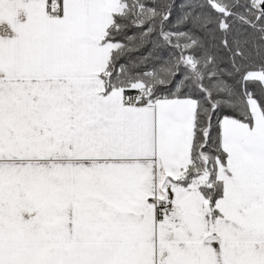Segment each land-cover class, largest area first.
Segmentation results:
<instances>
[{"label":"snow or ice","instance_id":"1","mask_svg":"<svg viewBox=\"0 0 264 264\" xmlns=\"http://www.w3.org/2000/svg\"><path fill=\"white\" fill-rule=\"evenodd\" d=\"M0 264H264V0H0Z\"/></svg>","mask_w":264,"mask_h":264}]
</instances>
